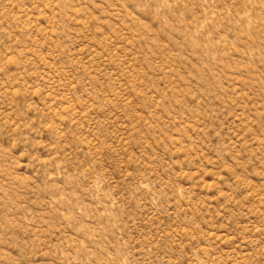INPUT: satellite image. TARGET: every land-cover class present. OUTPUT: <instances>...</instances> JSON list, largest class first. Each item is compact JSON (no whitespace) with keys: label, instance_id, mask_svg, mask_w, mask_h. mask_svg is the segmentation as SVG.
I'll use <instances>...</instances> for the list:
<instances>
[{"label":"rangeland","instance_id":"obj_1","mask_svg":"<svg viewBox=\"0 0 264 264\" xmlns=\"http://www.w3.org/2000/svg\"><path fill=\"white\" fill-rule=\"evenodd\" d=\"M0 264H264V0H0Z\"/></svg>","mask_w":264,"mask_h":264}]
</instances>
